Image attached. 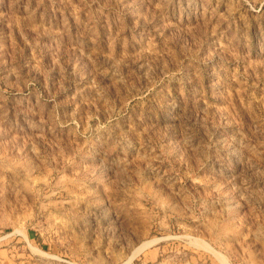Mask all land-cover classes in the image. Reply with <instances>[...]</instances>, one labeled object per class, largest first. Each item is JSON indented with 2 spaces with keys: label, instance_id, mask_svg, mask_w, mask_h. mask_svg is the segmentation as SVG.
Returning <instances> with one entry per match:
<instances>
[{
  "label": "rangeland",
  "instance_id": "1",
  "mask_svg": "<svg viewBox=\"0 0 264 264\" xmlns=\"http://www.w3.org/2000/svg\"><path fill=\"white\" fill-rule=\"evenodd\" d=\"M131 257L264 264V0H0V264Z\"/></svg>",
  "mask_w": 264,
  "mask_h": 264
},
{
  "label": "bare ground",
  "instance_id": "2",
  "mask_svg": "<svg viewBox=\"0 0 264 264\" xmlns=\"http://www.w3.org/2000/svg\"><path fill=\"white\" fill-rule=\"evenodd\" d=\"M155 240H156V238L155 239H152V240H149V241H145L143 244H141V246L136 250V252L133 254V256L136 254V253H138L139 251H141V250H143V249H145L146 247H148V246H150L152 243H154L155 242ZM198 242H200V240L198 241ZM197 243V242H196ZM201 247H203L204 246V248L206 247L207 249L209 248V250H210V248H211V250H212V248L213 247H211L208 243H207V241L205 242V241H201ZM37 248V247H36ZM38 250H40V249H38ZM213 250H214V248H213ZM215 252V251H214ZM217 252V251H216ZM216 254V253H215ZM219 254H221V253H219ZM218 255V254H217ZM224 255V254H223ZM222 255V256H223ZM132 256V257H133ZM218 256H220V255H218ZM132 257L131 258H129L126 262H124L123 264H130L131 263V261H132ZM225 259V258H224ZM228 259V258H227ZM225 261L227 262V260L225 259ZM228 263V262H227Z\"/></svg>",
  "mask_w": 264,
  "mask_h": 264
}]
</instances>
